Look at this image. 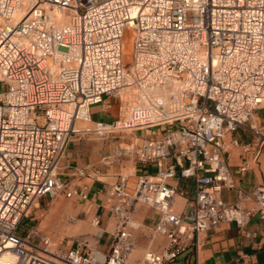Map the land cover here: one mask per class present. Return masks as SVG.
<instances>
[{
	"label": "built area",
	"instance_id": "1",
	"mask_svg": "<svg viewBox=\"0 0 264 264\" xmlns=\"http://www.w3.org/2000/svg\"><path fill=\"white\" fill-rule=\"evenodd\" d=\"M54 6L63 22L49 14ZM0 87V264H128L136 204L155 211L149 239L163 241L133 264L173 261L221 221L241 225L252 211L264 220V181L243 191L223 156L226 134L256 164L264 153V127L250 120L264 102V0H0ZM104 95L117 98L116 118L79 125ZM240 126L246 142L232 135ZM147 128L158 131L132 134L128 153L139 166L132 186L128 173L103 185L114 218L106 252L78 240L51 250L46 233L21 228L42 196L87 199L85 183L77 190L57 173L71 134ZM149 162L153 173L142 171ZM246 167L243 157L238 171ZM175 176L192 180L181 203L175 196L184 187L167 183ZM223 189L234 199L225 200ZM99 221L93 213L91 222Z\"/></svg>",
	"mask_w": 264,
	"mask_h": 264
},
{
	"label": "crops",
	"instance_id": "2",
	"mask_svg": "<svg viewBox=\"0 0 264 264\" xmlns=\"http://www.w3.org/2000/svg\"><path fill=\"white\" fill-rule=\"evenodd\" d=\"M107 102H110V104H106ZM111 102L109 95L108 97L104 96L103 102L99 104V108L110 109L113 105ZM97 109L95 104L90 105L89 123L103 120L92 116V111ZM110 114L112 116L110 120L116 118L117 109L115 108L113 113ZM250 120L255 126L264 127V102L255 110ZM151 129H139L143 131L140 136L153 137L158 130L152 133ZM125 131L127 132L128 130L125 129ZM137 131H131V134L138 135L136 134ZM84 133L85 131H78L70 135L64 155L60 159L57 173L61 179L68 180L70 186L77 190L82 189L85 183L83 189L87 193L85 202H88L92 206V212L97 214L100 220L99 227L95 229L96 234H93L94 231L92 229H87L80 222L78 227L73 228L69 235L73 237H85L88 235L93 238L94 243L92 246L85 244L86 247H94L102 252H106L110 241V232L114 225V218L108 210L110 199L104 193L103 185L111 182L120 173V169L118 167L116 171L111 173L110 168L106 167L105 162H103L104 164H98L97 159L102 152L109 150V144H106V149L99 152L98 149L102 141H93L90 138L83 139ZM232 135L237 138L238 142H246L250 138L248 130L243 126L238 127L232 132ZM227 138L228 135L226 134L224 137L226 151L223 153V156L226 160L227 170L238 186L243 191L248 192L256 183L264 181V153L259 154L256 164L250 158L249 152L242 153L239 145L229 144ZM243 157L247 158V167L240 172L237 167ZM86 162L89 165L98 166L102 176H95L96 178L92 179L90 170H85L83 174L78 173L77 168ZM131 166L132 171L128 172L126 177L128 188L133 184V170L139 167L133 163ZM148 166L155 168L154 163L149 162L142 167V171L153 173L154 169L153 171L144 169ZM167 183L171 185L179 184L184 187V195L175 196L177 203H181L184 197L191 195L192 180L190 178L175 176L167 179ZM221 194L225 200L231 201L234 199L235 191L233 189H223ZM155 215V211L152 208L141 204H136L131 210V220L127 222V225L132 235L133 252L130 257L128 256V264H133L144 248H156L157 244L163 241L162 236H156L152 240L149 239L148 225L153 222ZM100 230L101 232L98 236ZM196 237V242L191 241L179 254L178 258L175 259L178 264L184 258L186 264H240L241 262L245 263L250 260L255 261L257 264H264V220L259 219L256 211H252L241 225L236 224L233 220L221 221L215 226L199 232Z\"/></svg>",
	"mask_w": 264,
	"mask_h": 264
},
{
	"label": "rangeland",
	"instance_id": "3",
	"mask_svg": "<svg viewBox=\"0 0 264 264\" xmlns=\"http://www.w3.org/2000/svg\"><path fill=\"white\" fill-rule=\"evenodd\" d=\"M123 46V60L125 61L128 59V53L130 51V38L128 29L124 34ZM104 96L108 97V95ZM110 97L112 101L111 104H113L110 109L99 108L100 103H94L98 109L92 111L93 117H99L106 121H109L112 118L110 113H113V110H115V108L117 109L118 103L116 97ZM125 101L131 103V99H129V97L124 98V102L122 103L125 104ZM90 124L91 123H89L88 121L79 122V125ZM151 131L152 133H154L156 129L152 128ZM142 133V130H138L136 132V134L138 135H141ZM82 137L83 139L90 138V140L93 141H102L98 149L99 152L106 149V144H109V150L104 151L100 154V156L104 157L101 158L99 156L97 160L98 164H104L103 162H105L106 167L110 168L111 173L116 171L118 167L120 169V173H128L132 171V156L128 153L130 152V144L133 143L131 131L126 132L125 129H112L98 133L96 130H89L85 131ZM144 169L153 171L154 168L152 166H148ZM85 170L91 171L90 176H92V179H95V176H102V174H100V168L98 166L89 165L88 162L82 164L77 168V172L81 174H83ZM92 215V206L89 205L88 202L79 200L76 196H65L59 193L53 197L42 196L38 200L37 204L30 207L27 215L22 218L20 226L22 228L28 227V225H33L41 232L46 233L48 235L47 247L51 250H64L69 246H73L76 240L92 246L94 243L93 238L89 237L88 235L85 237H73L69 235L71 230L73 228H77L80 222H82L87 227V229H92L94 231L93 234H96L95 229L99 227V225L93 224L91 222ZM132 252L133 249H131L128 255L129 257ZM162 264H178V262L177 260H173L164 262Z\"/></svg>",
	"mask_w": 264,
	"mask_h": 264
},
{
	"label": "bare ground",
	"instance_id": "4",
	"mask_svg": "<svg viewBox=\"0 0 264 264\" xmlns=\"http://www.w3.org/2000/svg\"><path fill=\"white\" fill-rule=\"evenodd\" d=\"M25 12H26V8H24V7L17 8L13 13V20L15 21V20L20 19L24 15ZM48 12H49V14L54 16V20H53L54 22H58V23L63 22L66 18L63 9L59 8L57 6H54L53 9L48 11ZM125 31H124V34H125ZM123 41H124V35H123ZM123 52H124V46H123ZM126 97H129V99H131L130 96L122 95L121 98H122L123 102H124V98H126ZM129 103L130 102L125 101V104H129Z\"/></svg>",
	"mask_w": 264,
	"mask_h": 264
}]
</instances>
